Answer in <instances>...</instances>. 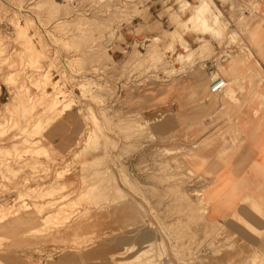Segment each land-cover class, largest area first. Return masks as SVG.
<instances>
[{
  "label": "rangeland",
  "instance_id": "1",
  "mask_svg": "<svg viewBox=\"0 0 264 264\" xmlns=\"http://www.w3.org/2000/svg\"><path fill=\"white\" fill-rule=\"evenodd\" d=\"M230 1L232 18L214 0H0V254L264 264V235L209 221V181L187 164L199 144L177 110L218 105L241 70L260 6ZM203 2L207 22L195 26ZM190 32L220 44L190 46ZM222 73L226 88L214 94ZM200 78L210 82L202 91Z\"/></svg>",
  "mask_w": 264,
  "mask_h": 264
},
{
  "label": "crops",
  "instance_id": "2",
  "mask_svg": "<svg viewBox=\"0 0 264 264\" xmlns=\"http://www.w3.org/2000/svg\"><path fill=\"white\" fill-rule=\"evenodd\" d=\"M214 1L232 18L230 0ZM255 1L259 16L248 23L243 38L250 51L238 56L241 70L229 76L233 82L217 107L206 99L187 107L181 103L177 109L186 110L185 126L192 128L190 137L199 144L188 154L187 164L209 181L205 190L209 221L236 230L243 238L264 235V0ZM202 40L215 47L220 44L211 34L185 36L190 46ZM229 78L222 73L220 79ZM198 83L210 84L208 78ZM7 253L0 254V264H34L27 257Z\"/></svg>",
  "mask_w": 264,
  "mask_h": 264
},
{
  "label": "bare ground",
  "instance_id": "3",
  "mask_svg": "<svg viewBox=\"0 0 264 264\" xmlns=\"http://www.w3.org/2000/svg\"><path fill=\"white\" fill-rule=\"evenodd\" d=\"M161 4V3H160ZM205 4H206V2H203V4H202V6L195 12V14L193 15V16H191L190 18H189V23H191V24H193V25H197V24H205L206 22H207V15H206V10H205ZM84 5V4H83ZM29 6V5H28ZM91 6V5H90ZM126 8H127V6H126ZM20 10V9H19ZM142 10V9H141ZM22 12H24V13H29L30 14V12H28V11H23L22 10ZM82 13V12H81ZM34 16V15H33ZM39 16V15H38ZM35 18V17H34ZM37 18H35V20H36ZM121 19V18H120ZM123 20V19H122ZM106 22V21H105ZM38 23V22H37ZM214 23L216 24V25H218V26H222V23H221V19L220 18H218V17H216V19H214ZM36 24V23H35ZM41 24V23H40ZM39 26V25H38ZM60 26H61V24H60ZM75 27V26H74ZM89 27V26H88ZM41 28V27H40ZM42 30V29H41ZM81 31V30H80ZM53 32H54V30H53ZM201 32V31H200ZM44 35V34H43ZM45 36V35H44ZM164 37V36H163ZM75 38V37H74ZM77 38V37H76ZM92 38V37H91ZM80 39V38H79ZM84 39V38H83ZM60 41V40H59ZM101 41V40H100ZM169 41V40H168ZM82 42V41H81ZM92 42V41H91ZM97 44V43H96ZM87 45V44H86ZM99 47V46H98ZM87 50V49H86ZM88 52V51H87ZM94 53V52H93ZM98 53V52H97ZM96 53V54H97ZM95 54V55H96ZM101 56V55H100ZM226 85H227V82H226ZM118 89V88H117ZM222 92H223V90H222ZM221 92V93H222ZM143 93V92H142ZM141 96V95H140ZM136 120V119H135ZM130 122V121H129ZM133 124V123H132ZM133 134V133H132ZM127 135V134H126ZM121 137V136H120ZM117 155V154H116ZM94 171V170H93ZM100 171V170H99ZM106 183V182H105ZM117 187V186H116ZM63 191V190H62ZM119 192H120V190H119ZM101 193V192H100ZM168 193V192H167ZM175 193V192H174ZM118 196V195H117ZM125 199V198H124ZM126 203V202H125ZM161 203V202H160ZM168 203H170V202H168ZM124 204V203H123ZM165 204V203H164ZM119 205V204H118ZM102 206V205H101ZM132 207V206H131ZM130 207V208H131ZM164 207V206H163ZM117 208V207H116ZM115 208V209H116ZM133 209V208H132ZM142 210V209H141ZM159 210H161V209H159ZM169 210V209H168ZM135 212V211H134ZM136 213V212H135ZM139 213V212H138ZM141 214V213H140ZM190 214V213H189ZM49 219V218H48ZM145 222H146V220H145ZM147 223V222H146ZM150 223V222H149ZM151 224V223H150ZM150 224H148L149 226H150ZM145 225V224H144ZM147 225V226H148ZM146 226V225H145ZM144 226V227H145ZM148 226V227H149ZM133 227V226H132ZM152 228V227H151ZM224 228V227H223ZM139 229V228H138ZM149 229V228H148ZM181 229V228H180ZM127 230V229H126ZM147 230V229H146ZM145 230V231H146ZM150 230V229H149ZM148 230V231H149ZM164 230V229H163ZM131 231H132V229H131ZM121 232V231H120ZM125 233V232H124ZM137 234V233H136ZM141 234V233H140ZM155 234H157V232L155 233ZM180 235V234H179ZM154 236V235H153ZM157 236V235H156ZM133 237V236H132ZM134 237H136V235L134 236ZM223 237V236H222ZM137 238H138V236H137ZM140 238V237H139ZM219 238V237H218ZM134 239V238H133ZM122 240V239H121ZM137 240V239H136ZM132 241V240H131ZM152 241V240H151ZM171 241V240H170ZM134 242V240L132 241V243ZM161 242V241H160ZM135 245V244H134ZM136 246V245H135ZM134 246V247H135ZM185 249V248H184ZM158 251H160V250H158ZM149 257V256H148ZM167 257V256H166ZM155 258H157V257H155ZM178 258V257H177ZM145 259V258H144ZM149 259V258H148ZM179 260H180V257H179ZM145 261H147V260H145ZM150 261V260H149ZM231 261V260H230ZM169 262V261H168ZM142 263V262H141ZM170 263V262H169ZM139 264V263H138ZM145 264H148V263H145ZM195 264V263H194Z\"/></svg>",
  "mask_w": 264,
  "mask_h": 264
},
{
  "label": "built area",
  "instance_id": "4",
  "mask_svg": "<svg viewBox=\"0 0 264 264\" xmlns=\"http://www.w3.org/2000/svg\"><path fill=\"white\" fill-rule=\"evenodd\" d=\"M226 88V82L223 79H217L211 85V92L214 94H219Z\"/></svg>",
  "mask_w": 264,
  "mask_h": 264
}]
</instances>
